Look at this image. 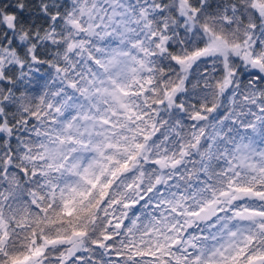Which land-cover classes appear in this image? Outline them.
Returning <instances> with one entry per match:
<instances>
[{
	"label": "snow or ice",
	"instance_id": "obj_1",
	"mask_svg": "<svg viewBox=\"0 0 264 264\" xmlns=\"http://www.w3.org/2000/svg\"><path fill=\"white\" fill-rule=\"evenodd\" d=\"M0 264H264V0H0Z\"/></svg>",
	"mask_w": 264,
	"mask_h": 264
}]
</instances>
